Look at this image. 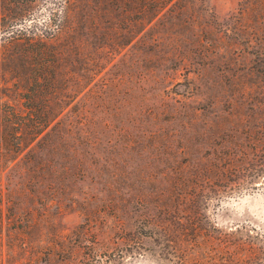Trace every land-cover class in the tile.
<instances>
[{
    "label": "rangeland",
    "instance_id": "1",
    "mask_svg": "<svg viewBox=\"0 0 264 264\" xmlns=\"http://www.w3.org/2000/svg\"><path fill=\"white\" fill-rule=\"evenodd\" d=\"M246 1L171 0L71 101L68 152L0 166V264H264L263 160L248 159L264 83L245 68L263 25ZM225 158L253 170L221 175Z\"/></svg>",
    "mask_w": 264,
    "mask_h": 264
},
{
    "label": "trees",
    "instance_id": "2",
    "mask_svg": "<svg viewBox=\"0 0 264 264\" xmlns=\"http://www.w3.org/2000/svg\"><path fill=\"white\" fill-rule=\"evenodd\" d=\"M36 1L0 0V29L12 22L27 24L0 35V64L5 61L8 72L14 74L12 80H0V166L20 154L40 166L34 154L68 152L75 125L80 130L83 125L81 110L73 119L71 101L171 2L51 0L49 14L37 25L29 12ZM244 5L250 6L253 18L263 25L250 37L256 48L246 73L258 74L264 83V0H247ZM251 149L248 159L263 160L264 168V145ZM225 159L221 175L240 170L247 176L253 170L248 161L235 168ZM2 203L0 197V225ZM237 243L248 248L253 244ZM252 253L240 254L235 260L253 262Z\"/></svg>",
    "mask_w": 264,
    "mask_h": 264
}]
</instances>
